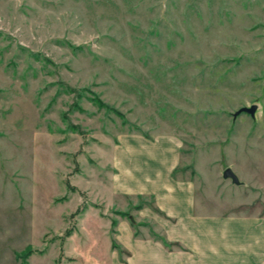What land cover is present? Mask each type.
<instances>
[{"label":"rangeland","instance_id":"1","mask_svg":"<svg viewBox=\"0 0 264 264\" xmlns=\"http://www.w3.org/2000/svg\"><path fill=\"white\" fill-rule=\"evenodd\" d=\"M190 182L264 216V0H0V264H129Z\"/></svg>","mask_w":264,"mask_h":264},{"label":"crops","instance_id":"2","mask_svg":"<svg viewBox=\"0 0 264 264\" xmlns=\"http://www.w3.org/2000/svg\"><path fill=\"white\" fill-rule=\"evenodd\" d=\"M110 194L121 197L114 187ZM158 204L166 218L162 226L142 214L137 227L151 236L140 239L142 231L128 232L131 242L121 251L129 254H122L129 264H264V216L216 211L191 182L180 192L159 196ZM149 221L155 223L152 234ZM159 233L165 241L152 237Z\"/></svg>","mask_w":264,"mask_h":264},{"label":"water","instance_id":"3","mask_svg":"<svg viewBox=\"0 0 264 264\" xmlns=\"http://www.w3.org/2000/svg\"><path fill=\"white\" fill-rule=\"evenodd\" d=\"M257 110V105H251L250 107H243L237 110L234 114L233 117H237L240 114H248L249 116L253 117L255 112ZM222 178L223 179H229L232 181L233 184H239L237 176L232 172L231 169L226 168L223 173H222Z\"/></svg>","mask_w":264,"mask_h":264},{"label":"trees","instance_id":"4","mask_svg":"<svg viewBox=\"0 0 264 264\" xmlns=\"http://www.w3.org/2000/svg\"><path fill=\"white\" fill-rule=\"evenodd\" d=\"M133 220L131 219V222H132ZM133 223V222H132ZM113 225H114V223H113ZM117 246H116V244H115V242L114 241H112V248L114 249V248H116ZM28 251V250H27ZM27 253V252H26ZM26 253H25V255H26ZM22 257H24V255H22ZM24 264V263H23Z\"/></svg>","mask_w":264,"mask_h":264}]
</instances>
